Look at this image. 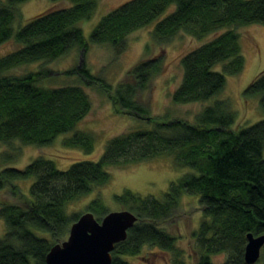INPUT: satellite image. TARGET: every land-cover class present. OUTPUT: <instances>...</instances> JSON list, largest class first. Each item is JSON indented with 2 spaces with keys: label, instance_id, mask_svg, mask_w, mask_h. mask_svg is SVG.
Segmentation results:
<instances>
[{
  "label": "trees",
  "instance_id": "obj_1",
  "mask_svg": "<svg viewBox=\"0 0 264 264\" xmlns=\"http://www.w3.org/2000/svg\"><path fill=\"white\" fill-rule=\"evenodd\" d=\"M28 1L0 2V45L14 39L22 46L0 59V144L12 148L1 156L3 162L17 158L14 143L48 147L59 136L73 132L92 109L88 93L80 86L45 87L43 81L52 73L49 69L22 76L8 73L33 63L51 64L74 50L85 54L89 44L78 24L92 17L99 0H69L70 7L62 3L15 33L13 25L22 18L19 6ZM170 8L173 11L159 20ZM154 22L152 38L162 47L179 35L198 41L210 38L181 58L183 78L172 95L174 105L208 103L224 92L227 76L242 73L245 60L239 30L264 27V0H132L102 18L90 43L109 46L120 57L128 37ZM164 68L163 53L142 59L114 90L83 62L66 73L80 77L89 87L98 86L116 113L145 120L151 128L140 127L110 139L100 161L77 162L67 171H60L43 156L23 169L0 168V192L11 186L12 194L20 199V203L0 206L7 230L0 241V264H46L52 247L65 241L80 217L68 215V206L107 185L111 180L108 168L159 158H171L177 168L193 169L197 175L172 182L162 199L130 191L115 197L138 221L127 239L115 246L112 264H131L125 258H139L146 248L159 250L166 264H185L177 239L163 227L174 218L183 194L200 198L204 216L192 235L196 264H214L212 258L219 255L227 256L223 264H247L248 235L264 236V121L235 129L236 115L226 100H215L194 123L151 117L142 95ZM243 97L259 98L264 112V71ZM63 144L87 154L94 151V138L85 132H75ZM21 180H33L29 197L14 185ZM88 213L100 222L109 212L96 199ZM257 264H264V248Z\"/></svg>",
  "mask_w": 264,
  "mask_h": 264
},
{
  "label": "rangeland",
  "instance_id": "obj_2",
  "mask_svg": "<svg viewBox=\"0 0 264 264\" xmlns=\"http://www.w3.org/2000/svg\"><path fill=\"white\" fill-rule=\"evenodd\" d=\"M129 1L132 0H99L92 17L78 24L89 44L85 54L81 55L79 50H74L51 64L33 63L21 66L8 73V75L22 76L39 72L42 68L49 69L52 73L43 81L45 87L80 86L88 93L92 109L73 132L59 136L48 147L39 148L14 143L13 148L17 158L11 162H3L1 156L5 153H11L12 148L0 144L1 169H23L36 158L43 156L53 161L60 171H67L77 162L100 161L110 139L125 132L137 130L140 127L143 129L151 128V125L145 120L142 121L133 116L116 113L111 100L100 91L98 86L89 87L80 77L66 74L68 71L80 67L82 62L94 76L104 79L114 90L117 85L125 80L128 71L139 61L163 53L166 68L153 79L149 91L142 95V99L149 107L151 117L183 119L194 123L196 116L215 100H226L231 111L236 115L235 129L251 127L264 121V112L260 108L259 98L245 100L243 97L244 91L251 82L264 71V27L248 26L239 30L245 66L241 74L227 76L226 88L220 96L208 103L174 105L172 95L180 86L183 78V70L180 65L181 58L209 42L210 38L198 41L185 35H179L171 43L162 47L154 43L152 38V31L157 24V22H154L128 37L127 49L120 57H117L109 46L92 45L90 43L91 33L102 18ZM0 2L4 3L6 0H0ZM62 3L63 6L67 4L69 7L71 6L69 0L60 2L30 0L21 4L19 9L22 18L14 23V32L16 33L21 27L27 25L34 17L50 9L58 8ZM173 9L170 8L159 20L167 17ZM21 47L14 39L0 45V59L19 50ZM217 70L221 71V67ZM75 132H85L93 136L94 151L92 153L87 154L82 150L64 146V140L72 137ZM108 172L111 175L110 182L101 188L95 189L88 196L71 203L67 208L68 215L82 216L88 213L89 205L96 199H101L108 212L125 211V208L116 201V196L130 191L144 198L162 199L164 194L168 192L172 182L178 181L185 175H197V172L193 169L177 168L171 158H159L126 168H108ZM32 184L33 180L14 182L18 190L27 197L30 196ZM199 200L198 196L183 194L179 200L178 210L174 218L163 225L164 229L177 239V246L184 253L185 264H196V246L192 235L198 231L204 221ZM3 203H20V199L12 194L11 186L0 192V206ZM6 231L5 221L0 218V241L4 239ZM36 234L41 237L46 236L39 232H36ZM159 252L155 248H146L141 257H127L125 260L131 264H166V257L159 254ZM226 258V255L214 256L212 261L214 264H223Z\"/></svg>",
  "mask_w": 264,
  "mask_h": 264
},
{
  "label": "water",
  "instance_id": "obj_3",
  "mask_svg": "<svg viewBox=\"0 0 264 264\" xmlns=\"http://www.w3.org/2000/svg\"><path fill=\"white\" fill-rule=\"evenodd\" d=\"M138 218L130 211L109 212L100 222L86 213L72 224L69 237L52 247L46 264H112L115 246L127 239ZM264 248V236L248 235L245 260L257 264Z\"/></svg>",
  "mask_w": 264,
  "mask_h": 264
}]
</instances>
